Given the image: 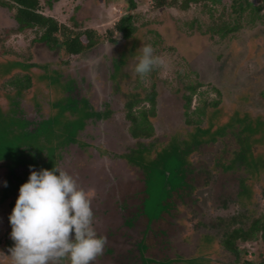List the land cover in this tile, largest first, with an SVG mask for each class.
<instances>
[{
	"label": "rangeland",
	"instance_id": "1",
	"mask_svg": "<svg viewBox=\"0 0 264 264\" xmlns=\"http://www.w3.org/2000/svg\"><path fill=\"white\" fill-rule=\"evenodd\" d=\"M43 1L46 3V0ZM54 1L51 9L45 4L46 15L71 26L76 21L75 23L79 22L84 29H96L101 36V42L95 48L78 56L61 57L56 50H50L46 44L34 40L36 37L34 29L19 30L13 18V11L0 7V97L7 98L23 90L22 86H25V83L21 82L23 77H32L31 81L34 80L36 83L41 81L42 75L36 72L37 68L34 71L35 65L29 62L32 60L33 63L38 62L40 66L50 63L52 67L60 68L62 80L72 75L77 76L75 74H85L83 81L77 77L76 80L80 83L78 86L81 93L85 94L87 89H91L89 92L96 94L93 107L100 111L102 106L99 104V96L110 95V98L109 96L106 98L113 101L114 108L119 109V112L111 115L107 127L106 124L102 125L111 130V134L114 133L119 142L113 138L112 143L105 140L110 139V135L101 139L107 142L108 147L122 153L120 160L117 161L118 175L120 178L124 175L126 179L124 182L120 178L117 180L119 200L109 203L110 212L106 214L107 216L110 214L108 226H111L115 233L107 243L112 252L108 254L109 251L105 249L101 259H96L94 264H244L246 260L258 264L264 261V241L260 238L261 232L257 234L259 239L256 241L237 243L238 247L246 248L247 251L239 252L238 258L229 249H224L225 245L219 249H212L215 235L221 237L224 231L229 232L235 227L248 228L254 219L262 218L264 213L263 183L256 182L255 188L260 190L256 194L258 202L252 205L253 211H249L246 207H241L236 200L238 180L246 175L245 170L243 167L232 171L223 170L225 169L222 166L223 161L231 164L235 160V151L240 148L231 133L211 144L213 139L209 138V134L206 136L202 132V137H206L205 141H210V144H201L198 151L189 155L191 157L182 153L184 157L180 159L162 156L156 159L149 169L151 188L156 192L161 190L167 192L168 185L165 179L169 174L173 177L171 179L173 187L178 188L174 190L172 194L174 196L167 199L161 200L159 196L155 197V192L152 194L154 198L151 207L155 208L154 210L156 205L162 202L163 206L166 204L170 207L155 217L150 224L145 215L135 218L131 225L124 224V213L127 212V215L131 216L133 212H137L135 207L142 206L145 197L143 181L145 175L136 167L128 168L127 162L121 159L127 154L123 152H128L133 146L137 147L142 139L131 140L130 135H135L136 129L135 125L131 126V119L127 117V109H123L125 107L123 103L128 104L134 96L140 98L143 92H151L153 87L157 92L156 109L149 110L151 106L149 102H143L140 106L142 110L149 112V117L156 119L155 136L160 141H172L181 129H185L183 131L189 129L191 133L195 131V126L199 124L196 119L198 113L191 111L193 109L195 111L199 96L193 98L189 109L192 115L189 116L186 110L183 112L186 108L182 93L186 85L196 83L197 79L198 82L204 83L201 90L208 91L207 95L210 98L217 96V90L220 92L218 96L220 104L214 105L211 112L209 109H203L204 126L224 123L231 125L234 122L233 117L249 119V115L251 119L248 120V124L255 128H258L260 121L264 122V9L256 15L257 19L254 22L250 20L248 11L239 17L240 20L231 18L229 13L232 11V0H213L214 2L207 0V6L203 1L192 2L186 9L169 5L157 8V0H135L134 9H131L128 0H121L119 5H107L104 0ZM252 1L256 5L260 3V0ZM127 13L133 15L132 25L136 28L128 41L121 45L124 37L115 25L119 18ZM221 18L228 28L238 29L226 32L224 31L226 27L222 32H218L216 24L218 21L221 22ZM111 30L112 34L109 33ZM143 45H151L156 54L164 60L165 66L153 71L141 81L135 73V66L142 54L139 49ZM51 73L47 76L49 80L52 77L56 79L54 71ZM118 73L121 82H116ZM68 82H73V79ZM113 85L122 96L120 100L118 95H111ZM142 98L141 101L146 100ZM64 101H66L64 104H72L75 100L72 98L68 100L65 97ZM19 103L20 99L17 98L12 100L10 105L15 107ZM1 107L0 103V157L25 158L35 152L34 149H39L38 136L27 131V128L23 130V127H28V121L17 115L13 117V113L16 112L14 107L9 108L12 117L8 116L9 120H5V117L7 118L4 115L5 108ZM73 107L74 112L81 115L82 106ZM261 116L263 120L260 119ZM255 117H259L260 120ZM110 120H113V123H110ZM69 121L66 124L84 123V120ZM262 125L264 135V124ZM263 145H259L258 148L264 153ZM24 150L28 152L26 155L22 154ZM130 154L134 156L135 152ZM258 154L261 152L258 151ZM32 156L36 157L35 154ZM136 156L140 157L138 154ZM103 162L106 164L105 160ZM188 167L189 172L184 173ZM132 172L136 173L137 177L135 174L132 175ZM188 184L197 187L198 190H191ZM9 190L10 188L7 192ZM207 201L210 203L207 204ZM124 203L130 205L126 211H116L117 207ZM181 207L186 208L182 211ZM190 212L192 216L188 217ZM185 217L188 218V224L180 223L179 220ZM10 227V221L7 223L5 213L0 209V264H13L8 248L14 241L6 234V229ZM103 227L99 226L98 231L104 230ZM205 233L214 236L208 237ZM141 240L147 245L145 251L144 246H139ZM221 243H224V239ZM127 249L131 252L129 253ZM7 257L9 258L6 259Z\"/></svg>",
	"mask_w": 264,
	"mask_h": 264
},
{
	"label": "trees",
	"instance_id": "2",
	"mask_svg": "<svg viewBox=\"0 0 264 264\" xmlns=\"http://www.w3.org/2000/svg\"><path fill=\"white\" fill-rule=\"evenodd\" d=\"M97 1L102 2L103 0ZM201 1L204 2L205 6H207V0H157L156 6L158 8L161 6L169 5L186 9L192 2ZM210 1L214 2L213 0ZM54 2V0H46V3L44 1L42 2V0H0V7L4 10L9 9L10 11H13V18L17 22V28L19 30L24 31L27 28L34 29L36 33V37L34 38V40L36 42L46 44V46L50 50H56L61 57L78 56L98 46V44L101 42V36L98 34L96 29H84L83 27H81L79 22L75 23L76 21L73 23V26H71L61 22L53 16L46 15L44 11L45 4L51 9L53 8ZM111 2L119 4L122 1L104 0V3L107 5ZM129 3L131 4V8H135V0H129ZM263 9L264 0H260V3L257 5L252 0H232V11H230L229 15L231 18L234 17L240 20L239 17H241L245 11H248L250 20H253L255 22V19H257L256 15H259ZM132 18L133 15L128 13L115 25L117 30L123 32V36L126 39H128L135 32L136 27H133L132 25ZM220 21V23L218 21V23L216 24V26L218 27V32H222L223 29L227 27V24L224 20H222V18L220 19ZM236 29H238V27H235L234 29H230L227 27L224 31L230 32ZM112 32L113 31L111 30L109 33L112 34ZM41 68L43 67L41 66ZM51 71L52 70L45 69L47 75L52 74L53 72L51 73ZM54 74L56 76V79L52 77L51 80H49V78L45 76V74H41V81L39 83L45 84L40 85L39 83H35V89L33 91H30V93L25 92L24 88L23 90L21 89L22 91H17L15 95H9L7 97L8 103L10 104L12 100L17 99L18 97H23L30 100L32 104H35V106L37 105L44 107L41 114L43 116L49 115V118L46 119L45 123L42 124L39 128H36V131H33V133L36 134L39 138L40 148L37 149V152H33L31 154H35L36 156L37 153L39 154V156H41L42 154H46L49 157V161L51 163H53L52 160L55 153H57L58 150L65 145L66 138L70 135L75 136L78 129L85 128L83 126V123H80L81 120L85 119L87 115L88 117L97 116L98 118L103 116L98 110H90L89 105L87 104H80L82 106V111L80 112L81 115L74 112L75 110L73 106L78 107L77 104H64L67 101H64V89L66 88L67 84L65 80H62L60 71L55 70ZM31 80L32 77H28L25 82H30ZM203 85V82L197 81L192 85H186V89L184 91V99L186 100V108L188 110L192 106L193 98L196 95V97L199 96V102L194 111L195 113H198V117L196 116V119L198 120L197 123L199 124L195 126V131L193 133H191V131L189 132L188 129L187 131H183L185 129L178 130V134H176L175 138L172 141H160L156 138V125L154 123L155 120L152 118V116L149 117V112L142 110V107L140 106L143 104V102H149L151 104L149 110H155L156 91L154 87L151 90L152 93L146 90V92L142 93L141 97L146 98V100L141 101V97L137 98L136 96H134L131 101H128L127 116L131 119V126L133 127L135 125L136 132L134 136L136 138H142L143 140L141 139L138 143L139 145L135 147V149L132 148L129 154L128 152H126L127 154H125L123 156L124 158L122 159L128 162V167H136V169H138L145 175V179L143 180L145 182V197L142 200V206L137 208L135 207V209H137V212H134V219L139 217L140 215H145L146 217H149L151 218V220H153L155 219V217L160 216L163 211L170 207L166 206V204L163 206L162 204L164 203L162 202V204H157L156 210H154L155 208L151 207V202L154 198L152 196L154 192L155 197L157 198L159 196L161 200L163 198L167 199L171 196L173 197L172 194L174 190L178 188L177 186L173 187L174 184H172L171 182V179H173V177H171V175L169 174L165 179L168 185L167 192H164L163 190L156 192L151 188L150 185L149 179H151V174L149 169L153 166V163L156 161V159L161 158V156L162 158L167 157L170 159H173L175 157L180 159L184 157V155L191 157L189 155H191L194 151H198V147L201 144L206 143L207 145H209L210 141H205L206 137H202V132H204V135L206 136H208V134L210 135L209 138L213 139V143L211 144H214L216 141H220L221 137H225L230 133L232 134L233 138H235L236 142H238V144L240 145V148L235 151V160L231 164H227V161H223L222 166L225 168L223 170L232 171L243 167L246 175L242 176L238 180L239 190L236 193L237 203L241 207H246L249 211H253L252 205L258 202L256 194L260 190L255 188V184L256 182L260 181L264 185V153L260 148H258L259 145H263L264 135L262 133V124H264V122L260 121V125H258V128H255L251 126L250 123L248 124V120L251 119V116L249 115V119H242L239 118V116L233 117L232 120L234 122H232L231 125H226V123H224L221 125L213 124L209 126L208 124L204 126L202 124V119L204 120L203 109H209V112H211L210 110L213 109L214 105H219L220 100L218 96H220V92L217 90V96L210 98L208 96V91L201 90ZM153 92H155V94H153ZM144 95L146 96L144 97ZM0 103L2 105L1 108H3V106H5V103L1 98ZM138 106H140L141 108H138ZM110 113V111L109 113L106 112L105 117L109 116ZM11 114L12 113L10 112L9 108L5 109L4 115L7 116V118L5 117V120L8 119V116H11ZM70 114H75L77 116L76 120H80V124L72 125L71 130L70 127H68V124H66L70 119ZM150 114L153 113L150 112ZM191 115L192 114L189 113V116ZM13 117H16L15 112L13 113ZM255 118L258 121L260 119L263 120L262 116L260 117V119L259 117ZM94 121L95 120H93V122ZM194 122L196 121H192V123ZM25 128L26 127H23V130H25ZM88 128H90V126ZM27 131L29 130L27 129ZM188 138L192 139L190 140ZM258 151L261 152L260 155L258 154ZM131 152H135L134 156H131ZM26 153L28 152L24 150L22 154L26 155ZM164 153L165 155H162ZM18 154L20 155L19 152ZM137 154L140 155V157L137 158ZM129 157H132L133 159H129ZM21 158L22 156H6L5 159L0 157V161L6 163L7 167L11 170V168L14 167L17 163H21L23 161ZM47 166L48 164H45V166H41V168ZM168 166L171 167V165ZM188 170L189 167L184 170V173H188ZM132 174H135V177H137L136 173L132 172ZM7 182H9V179H7ZM188 185L190 186V184ZM190 189L195 191L196 187L190 186ZM7 190L8 188L6 187L1 189L0 201L2 202L5 199H8L10 212H12L17 198L14 195L13 197H10L11 193L7 192ZM9 197L11 198V203ZM209 203L210 202L207 201V204ZM185 208L186 207H181L182 211H184ZM190 214L191 212L188 213V217L192 216ZM187 219L186 217L181 218L179 222L182 224H188ZM11 231L12 228L10 227L8 232L9 235L11 234ZM259 232H261L260 238H262L264 241V213L262 215V218L259 217L258 219H254L252 224L248 228L235 227L229 232L224 231L221 237H217L216 235L214 236L211 233H205V235H207L208 237L214 236L216 238H213L214 243L212 249H219L222 248L223 245H225L224 249H229L236 255V258H238L240 257L239 252L247 251H245L246 248L241 249L240 247H238L237 243L239 241H256L259 239V235H257ZM222 239H224V243H221ZM140 242L141 243L139 246H144L145 251L147 245L145 244L144 240H141ZM181 258L183 257L181 256ZM244 264L256 263L246 260ZM258 264H264V261L259 262Z\"/></svg>",
	"mask_w": 264,
	"mask_h": 264
},
{
	"label": "flooded vegetation",
	"instance_id": "3",
	"mask_svg": "<svg viewBox=\"0 0 264 264\" xmlns=\"http://www.w3.org/2000/svg\"><path fill=\"white\" fill-rule=\"evenodd\" d=\"M129 2V0H128ZM136 3V1H135ZM110 5H119L118 3H109ZM134 9V8H131ZM128 14V13H127ZM126 14V15H127ZM131 14V13H130ZM126 15H122L119 18V21ZM118 21V22H119ZM120 31V30H119ZM122 32V31H121ZM123 36V32H122ZM124 37V36H123ZM128 40L124 38L122 41L121 45H123L125 42ZM31 64H34L33 70L35 71V68L38 70L36 71L39 74H45V76H48L47 73L45 72V69H49L52 71L58 70L60 71V68H54L50 63H44V65H41L43 68H41L40 65H38V62H34L32 60H29ZM114 69V66H113ZM114 71V70H113ZM111 74V73H110ZM77 76H69L65 80L66 82V88L64 89V95L66 98H72L74 99V103L77 104V106H80V104H87L89 105L90 110H96L94 108V104L96 101V94L94 92H89L91 89H87V92L81 93V89H79L80 83L79 81L76 80V77L78 80L83 81L85 79V74H75ZM119 76L120 73L117 74V80L116 82H121L119 81ZM191 78V77H190ZM27 77L21 78V82L25 83V86H22L23 89L25 88V92L30 93V91H33L35 89V81H30V82H25ZM70 79H73V82H68ZM198 81V79L196 80ZM34 82V83H33ZM40 85H44L45 83H39ZM113 84H115L113 82ZM15 85V83H13ZM79 85V86H78ZM91 85V84H90ZM116 85V84H115ZM113 85V93L111 94L112 96L118 95V99L122 98V96L119 94V92L116 89V86ZM186 85V84H185ZM14 88V87H13ZM144 88V86H143ZM15 89V88H14ZM155 89V88H154ZM203 89V88H202ZM13 90V89H9ZM84 90V89H83ZM145 91V89H144ZM157 95V92H156ZM110 98V95H107ZM106 96V97H107ZM105 95L99 96V104L102 106V111L100 110L101 116L98 118L97 116H89L86 117L83 123V126L85 127L80 128L77 130L75 136H68L66 138L65 145L58 150L57 153H55L54 158H53V163L49 161V157L46 154H42L39 156L37 153V156L34 158L32 154H28L26 158H21L23 161L21 163H17L14 167L11 168V170L7 167V164L4 163L3 161H0V191L1 189L5 188L4 184L5 181L7 182V179H9V182H7V187L10 188L9 192L11 193L10 197H13V195L18 199L19 197V190H20V185L22 183H26L29 180V177L31 175V170H36L40 171L41 169H47V170H52L55 166L65 170L68 172L70 175H72L78 183V187L82 188L87 194L89 199L91 200V207L94 212V224L93 227L96 229V232L99 236H105L107 237V240L109 242L110 238L115 235L112 230L111 226H108V218L110 217V214L107 216L110 212L109 208V203L110 202H115L118 201V186L120 175L119 173V166L117 161L120 160V152L117 150H114V148L108 147L107 142L105 140L111 141L112 143V138L114 141L117 143L119 142L118 138L115 136V134H111V130H108L107 128H104L103 126L106 127L108 126L107 122L109 121L111 115H113L116 112H119V109H116L113 107V101L110 99H107ZM182 97L184 98V93H182ZM3 99L5 106L3 108H13L14 105H10L8 103V99L3 96L0 97ZM20 103L15 106L16 110V115L21 117L22 119L28 121V127H26L29 131L33 132L36 131V128H39L43 123H45L46 119L49 118V115L43 116L41 113L43 111L42 106H35V104H32L30 100L25 99V98H19ZM8 103V104H7ZM72 103V104H74ZM71 104V105H72ZM125 107L123 109H128V104L126 102L123 103ZM157 104V101H156ZM185 108H186V100H185ZM156 106V105H155ZM151 107V106H150ZM156 109V107H155ZM196 109V108H195ZM194 112L189 111L187 108L184 109L183 112ZM111 112L109 116L105 117L106 112L109 113ZM157 112V111H156ZM127 115V114H126ZM128 117V116H127ZM77 116L75 114H70V119L76 120ZM69 119V120H70ZM93 120H95L93 122ZM156 121V119H155ZM154 121V123H155ZM70 122V121H69ZM110 123H113V120H110ZM95 124V125H94ZM103 125V126H102ZM70 124H68V127H70ZM90 126V128H88ZM114 126V125H113ZM101 128V130H99ZM116 128V127H115ZM98 129V130H97ZM106 130V131H104ZM189 130V129H188ZM110 135V136H109ZM106 136L111 137L110 139L107 138L105 139ZM131 140L135 141L137 138L134 135H130ZM104 138L105 140H102L101 138ZM39 139V138H38ZM152 140V139H151ZM118 145V144H117ZM135 147H131L128 151ZM37 152V150H35ZM126 153V152H123ZM43 156V157H42ZM122 159V158H121ZM106 161V164L103 161ZM124 160V159H123ZM108 161V162H107ZM126 161V160H125ZM127 162V161H126ZM45 164H48L50 167H42L45 166ZM128 164V162H127ZM31 166V167H30ZM129 168V167H128ZM116 169V171H114ZM132 174V173H131ZM58 175V173H57ZM133 175V174H132ZM123 182L125 181L126 177L123 175L122 178H120ZM130 181L134 182L131 178H129ZM196 187V191H197ZM201 190V188H200ZM1 193V192H0ZM18 195V197H17ZM174 196V195H173ZM10 203H11V198ZM114 205V203H113ZM126 203L122 206H118L116 211L122 210L126 211L128 208ZM15 207V205H14ZM13 207V209H14ZM134 208V206H133ZM0 209H2L5 213V220L10 221L9 217L12 212H10V205H9V200L5 199L4 201H0ZM12 209V211H13ZM135 210V209H134ZM124 211V212H125ZM123 212V213H124ZM134 212L132 215L128 216L127 212L124 213L123 218H124V224L126 225H131L134 222ZM119 217V216H118ZM122 217V216H120ZM149 224L152 222L151 218L147 217ZM155 220V219H153ZM154 222V221H153ZM106 225V227H105ZM99 226H104L102 231H98ZM8 227V225H7ZM107 230H106V229ZM8 230V231H7ZM9 229H6V234H8ZM74 235V234H73ZM8 237V236H6ZM262 239V238H261ZM4 239H2V242ZM12 247H14V244H12ZM10 247V248H12ZM8 248V251L9 249ZM106 250L109 251L108 254L112 252L111 248H108V245L106 246ZM127 251L130 253L131 250L127 249ZM10 253V251H9ZM11 253L9 254V257ZM7 257L6 259H8ZM101 259V256L97 258ZM6 261V260H5ZM101 261V260H100ZM4 262V261H3ZM2 262V263H3ZM65 264H68L67 261H65ZM99 264V263H98Z\"/></svg>",
	"mask_w": 264,
	"mask_h": 264
},
{
	"label": "clouds",
	"instance_id": "4",
	"mask_svg": "<svg viewBox=\"0 0 264 264\" xmlns=\"http://www.w3.org/2000/svg\"><path fill=\"white\" fill-rule=\"evenodd\" d=\"M139 50L142 54L135 73L143 81L165 62L151 45ZM9 220L13 264H94L108 243L107 237L99 236L93 227L88 194L72 175L57 166L31 170Z\"/></svg>",
	"mask_w": 264,
	"mask_h": 264
}]
</instances>
